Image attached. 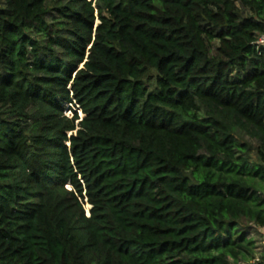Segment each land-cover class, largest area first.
I'll return each mask as SVG.
<instances>
[{
	"label": "trees",
	"instance_id": "obj_1",
	"mask_svg": "<svg viewBox=\"0 0 264 264\" xmlns=\"http://www.w3.org/2000/svg\"><path fill=\"white\" fill-rule=\"evenodd\" d=\"M263 33L264 0H0V264L264 258Z\"/></svg>",
	"mask_w": 264,
	"mask_h": 264
},
{
	"label": "built area",
	"instance_id": "obj_2",
	"mask_svg": "<svg viewBox=\"0 0 264 264\" xmlns=\"http://www.w3.org/2000/svg\"><path fill=\"white\" fill-rule=\"evenodd\" d=\"M257 44L258 45H263L264 44V33L258 39ZM261 233H262V236H263V244H264V229H262ZM240 264H264V258L260 254H257L256 256H254V258H252L248 262H242Z\"/></svg>",
	"mask_w": 264,
	"mask_h": 264
},
{
	"label": "rangeland",
	"instance_id": "obj_3",
	"mask_svg": "<svg viewBox=\"0 0 264 264\" xmlns=\"http://www.w3.org/2000/svg\"><path fill=\"white\" fill-rule=\"evenodd\" d=\"M79 113V112H78ZM68 188H69V186H68ZM84 209H85V212H86V214H87V212H88V207L87 206H84Z\"/></svg>",
	"mask_w": 264,
	"mask_h": 264
},
{
	"label": "water",
	"instance_id": "obj_4",
	"mask_svg": "<svg viewBox=\"0 0 264 264\" xmlns=\"http://www.w3.org/2000/svg\"><path fill=\"white\" fill-rule=\"evenodd\" d=\"M80 68H81V66H80Z\"/></svg>",
	"mask_w": 264,
	"mask_h": 264
}]
</instances>
